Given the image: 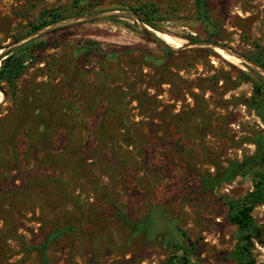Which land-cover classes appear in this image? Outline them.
Returning a JSON list of instances; mask_svg holds the SVG:
<instances>
[{"label": "rangeland", "instance_id": "obj_1", "mask_svg": "<svg viewBox=\"0 0 264 264\" xmlns=\"http://www.w3.org/2000/svg\"><path fill=\"white\" fill-rule=\"evenodd\" d=\"M195 2L0 0V52L49 44L29 52L16 93L0 86V264H237L225 199L252 182L212 189L202 178L254 155L264 134L247 106L264 76L246 62L264 49V0H208V23ZM142 4L157 9L154 27L134 11ZM58 10L64 20L27 35ZM123 215L148 222L146 234ZM253 217L264 229V204ZM255 254L264 264L263 245Z\"/></svg>", "mask_w": 264, "mask_h": 264}, {"label": "trees", "instance_id": "obj_2", "mask_svg": "<svg viewBox=\"0 0 264 264\" xmlns=\"http://www.w3.org/2000/svg\"><path fill=\"white\" fill-rule=\"evenodd\" d=\"M86 0H75V6L80 9ZM198 15L204 23L209 22V5L208 0H196L195 2ZM74 6V7H75ZM138 12L143 20L150 26L154 27L153 22L161 18L157 9L153 4H142L134 9ZM80 12V11H79ZM77 12L76 15L81 13ZM66 15L63 11H45L41 13L37 23H31L27 35L35 34L43 29H46L62 20ZM20 40V39H19ZM49 47L47 41L31 42L23 46L16 47L2 57L5 58L1 62L0 67V86H7L13 93H16V86L19 79L27 72V58L29 52L40 49L44 51ZM1 49V48H0ZM166 56L174 57L171 50L165 48ZM252 61L264 68V49L258 53H252L247 56ZM159 68H165L166 64L163 59L157 57H148ZM107 61L112 62L116 59L108 56ZM249 79V76L244 73L243 78L239 81ZM254 96L247 102V106L255 110L262 122L264 123V83L259 82L254 85ZM252 143L256 145V152L252 156L245 157L242 162H233L229 168L222 170L216 176H204L202 182L206 188H219L223 182L230 183L241 176L245 179H250L253 185V190L248 192L243 198L225 199V204L228 207V218L238 228V242L234 251L231 253V258L237 264H257L255 254L256 244L264 246V229L259 226L254 217L255 208L264 204V134L256 133L252 138ZM123 224L129 227L134 235L140 233L146 234L149 223L142 221L139 223L130 222L124 215L122 216ZM69 228L59 229L54 232L48 239L52 241L58 236L66 234ZM170 264H190L186 257L180 258L173 256Z\"/></svg>", "mask_w": 264, "mask_h": 264}, {"label": "water", "instance_id": "obj_3", "mask_svg": "<svg viewBox=\"0 0 264 264\" xmlns=\"http://www.w3.org/2000/svg\"><path fill=\"white\" fill-rule=\"evenodd\" d=\"M51 27V26H50ZM49 28V27H48ZM47 29V28H46ZM43 30H45V29H43ZM43 30H41V31H43ZM41 31H39V32H41ZM39 32H37V33H35V34H33L34 36H38V34H39ZM153 32V31H152ZM154 33V32H153ZM32 35V36H33ZM31 38V37H30ZM30 38H28V39H24V40H22V41H20V42H18L17 44V46H19V45H22V44H24V43H26L27 41H29V39ZM208 45V47H210V48H212V49H216V48H222V49H224V50H226L229 54H233L232 52H230L229 50H227V49H225L224 47H222V46H219V45H214V44H207ZM17 46H15L14 48H16ZM13 47H10V48H8V49H6V50H3V51H1L0 52V58H2L3 56H4V54L5 53H7L8 51H10V50H12V49H14ZM246 60V59H245ZM246 62L248 63V65H250L253 69H255L258 73H260L261 75H263L264 76V68H262L261 66H259L258 64H256V63H254V62H252V61H250V60H246Z\"/></svg>", "mask_w": 264, "mask_h": 264}, {"label": "bare ground", "instance_id": "obj_4", "mask_svg": "<svg viewBox=\"0 0 264 264\" xmlns=\"http://www.w3.org/2000/svg\"><path fill=\"white\" fill-rule=\"evenodd\" d=\"M161 37L169 45H173V46H176V47H180L181 46L180 43H178L173 37H170V36L165 35V34L161 35ZM179 40H182V39H179ZM182 42H184V41H182ZM184 44H185V42H184ZM215 51L218 52L220 55L224 56L226 59H228V60H230L232 62L240 64V60L237 59V57L236 58L233 57L234 56L233 54H232L233 56L230 55L226 50L218 47V48L215 49Z\"/></svg>", "mask_w": 264, "mask_h": 264}]
</instances>
